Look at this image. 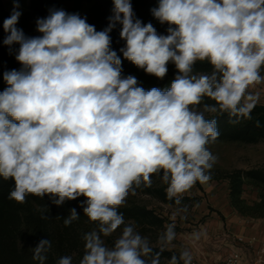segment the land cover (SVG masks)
<instances>
[{
	"label": "clouds",
	"instance_id": "1",
	"mask_svg": "<svg viewBox=\"0 0 264 264\" xmlns=\"http://www.w3.org/2000/svg\"><path fill=\"white\" fill-rule=\"evenodd\" d=\"M14 4L3 44L20 68L3 72L7 87L0 91V177L14 181L8 198L23 204L29 195L47 196L62 206L83 197L79 207L95 227L82 237L79 264H161L175 247V213L154 250L119 209L154 176L177 205L212 179L218 157L210 146L220 133L205 114L226 113L233 124L252 118L264 85V0H157L151 14L166 34L138 19L132 0H112L103 30L53 8L36 21L40 35L27 36L16 27L19 0ZM117 24L123 58L158 79L173 64L170 86L146 90L123 74L110 35ZM198 62L211 71L194 73ZM205 98L215 103L201 110ZM79 217L70 209L65 226ZM202 236L194 232L193 245ZM51 247L41 239L33 259L45 264ZM181 262L193 264L188 248L167 264ZM56 264H73V257Z\"/></svg>",
	"mask_w": 264,
	"mask_h": 264
},
{
	"label": "rangeland",
	"instance_id": "2",
	"mask_svg": "<svg viewBox=\"0 0 264 264\" xmlns=\"http://www.w3.org/2000/svg\"><path fill=\"white\" fill-rule=\"evenodd\" d=\"M5 8L13 12L15 8L14 0H4ZM70 7L71 3L63 5ZM30 8V0H19V7L16 11L25 12ZM87 6L80 15L85 18ZM261 92L257 105H264V85L258 86ZM202 110L203 107H198ZM215 114V113H214ZM206 113L207 116L214 115ZM210 150L218 157V161L212 169V179L206 184L197 183L189 192L185 193L179 205L165 198L166 185L159 177H153L151 187H141L135 194H129L125 206L119 211L123 214L126 223H133L137 231L150 241V246L154 250H159L157 243L159 234L165 230V225L173 223L172 217L175 213L176 239L173 241L175 247L162 253L161 264H167L172 255L180 254L184 248L192 251L193 255L202 260H209L213 249V240L228 233L227 221H231L232 216L243 222L247 228L261 230L264 226V138L256 143H244L241 141H217L210 146ZM252 174H248V173ZM238 175L243 179L241 193V211L236 209L231 202L229 186L231 177ZM161 191L157 193L155 191ZM83 197L70 202L80 214L76 223V231L73 240L61 253V256H72L73 264H78L79 255L84 254L83 235L92 230L95 225L90 223L83 215L79 204ZM187 211H183L184 208ZM249 207V208H246ZM260 227V228H258ZM203 230L204 236L193 245L191 236L194 232ZM31 230L22 228L21 238H19L17 249L22 251L27 248L32 251L38 244L32 240L28 233ZM119 231L113 236L106 238L108 246H112L114 240L119 235ZM250 237V236H249ZM33 252V251H32ZM227 254L226 251L218 253ZM57 258V257H56ZM59 259V256L58 258ZM182 264V262H181Z\"/></svg>",
	"mask_w": 264,
	"mask_h": 264
},
{
	"label": "trees",
	"instance_id": "3",
	"mask_svg": "<svg viewBox=\"0 0 264 264\" xmlns=\"http://www.w3.org/2000/svg\"><path fill=\"white\" fill-rule=\"evenodd\" d=\"M71 3L70 7H64V4ZM132 5L136 17L143 23L151 22L157 31L166 34L167 25H161L151 14V9L157 6V0H132ZM87 6V14L85 16L87 22L95 26L100 31L107 27L108 17L111 15L112 0H30V8L28 11L20 12L16 27L23 30L27 36L40 35L36 31V21L44 18L49 14V9H63L69 14H79L84 12ZM13 12L6 10L3 0H0V91L7 87L3 81L2 74L4 71L19 69L20 65L15 60V53H10L8 46L3 44V39L7 33L3 30V21L9 18ZM121 25L117 24L110 33L112 38V48L116 50L122 60L123 74L134 75L139 86L146 90L152 87L165 89L170 86L177 71L173 64L168 65L167 75L163 79L146 74L142 69L137 68L130 61L123 58L119 49L124 45L120 40L119 32ZM14 45L13 48H17ZM211 66L206 62H198L194 66V73L210 72ZM214 104L215 102L209 98H205L203 104ZM251 119H242L240 123L233 124L226 113L217 112L214 115L207 116L208 119L217 120V128L219 137L217 141H241L244 143H256L264 138V105H256L251 113ZM259 121L260 126H256ZM248 174H252L251 172ZM229 188L232 205L241 211V193L243 187V179L238 175L231 177ZM14 187V181L4 180L0 177V264H40L39 261L33 259V252L27 248L18 251L17 245L21 238L22 228H27L32 240L39 242L41 239H49L52 247L47 254L45 264H56L58 256L60 258L62 251L71 244L73 235L76 231L77 220L71 225L65 226L64 219L69 215L70 209L74 208L70 202H66L62 206H56L50 202L47 196L43 199L29 195L25 203L20 204L14 200H10L9 193ZM160 193L161 191H155ZM165 198L167 195L164 194ZM175 202V200H169ZM249 208V207H246ZM77 210V209H76ZM47 217V218H43ZM81 253L78 258L82 259ZM57 257V258H56Z\"/></svg>",
	"mask_w": 264,
	"mask_h": 264
},
{
	"label": "built area",
	"instance_id": "4",
	"mask_svg": "<svg viewBox=\"0 0 264 264\" xmlns=\"http://www.w3.org/2000/svg\"><path fill=\"white\" fill-rule=\"evenodd\" d=\"M212 243L217 253L226 251L227 254H220L215 261L193 255V264H264V241L255 246L254 241L244 235L224 233Z\"/></svg>",
	"mask_w": 264,
	"mask_h": 264
},
{
	"label": "crops",
	"instance_id": "5",
	"mask_svg": "<svg viewBox=\"0 0 264 264\" xmlns=\"http://www.w3.org/2000/svg\"><path fill=\"white\" fill-rule=\"evenodd\" d=\"M4 6L5 1L3 0ZM231 221H227L226 228L228 230V233L234 234V235H244L248 238H251L254 241V245L258 246L261 241H264V226L261 228V230H253V228H247L243 222H240L237 220V217L232 216ZM260 228V227H258ZM250 236V237H249ZM220 257V255L215 251L212 252L211 257L209 260H217Z\"/></svg>",
	"mask_w": 264,
	"mask_h": 264
}]
</instances>
